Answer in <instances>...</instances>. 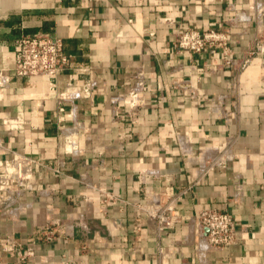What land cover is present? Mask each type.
Here are the masks:
<instances>
[{"label": "crops", "instance_id": "0c3cea01", "mask_svg": "<svg viewBox=\"0 0 264 264\" xmlns=\"http://www.w3.org/2000/svg\"><path fill=\"white\" fill-rule=\"evenodd\" d=\"M186 29L226 41L178 52ZM42 33L67 68L16 76L14 40ZM20 156L0 264H264V0H0V177ZM162 197L180 219L158 233ZM205 209L236 244L207 246Z\"/></svg>", "mask_w": 264, "mask_h": 264}, {"label": "built area", "instance_id": "2783aa9c", "mask_svg": "<svg viewBox=\"0 0 264 264\" xmlns=\"http://www.w3.org/2000/svg\"><path fill=\"white\" fill-rule=\"evenodd\" d=\"M225 41L224 31L186 29L175 36L173 45L178 52L188 51L199 54L204 49L209 48L213 53L215 49L223 46ZM258 50L261 51V48L258 47ZM13 52L14 74L28 79L55 77L58 72L67 68L70 58L64 54L61 40L48 33L20 34L14 40ZM30 170L31 160L22 156L14 157L5 169V177H0V192H3L6 196L9 194H11L10 196L20 195L22 191L13 189V184L16 188L21 185L20 188L25 189L24 186H27L26 184L30 180ZM166 201L165 203L164 197L161 198V201L158 199L159 207L152 215L158 233L171 229L180 219L176 210V198H166ZM9 215L8 211L0 209V217ZM189 220L203 234L205 243L211 249H226L238 242L234 234L233 219L226 211L217 209L200 210L189 217ZM84 233V235L87 234L86 231Z\"/></svg>", "mask_w": 264, "mask_h": 264}]
</instances>
